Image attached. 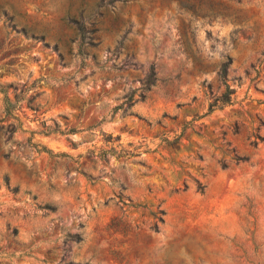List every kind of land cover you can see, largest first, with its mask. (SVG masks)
I'll use <instances>...</instances> for the list:
<instances>
[{
    "label": "rangeland",
    "instance_id": "374dc122",
    "mask_svg": "<svg viewBox=\"0 0 264 264\" xmlns=\"http://www.w3.org/2000/svg\"><path fill=\"white\" fill-rule=\"evenodd\" d=\"M0 88V264H264V0H0Z\"/></svg>",
    "mask_w": 264,
    "mask_h": 264
},
{
    "label": "trees",
    "instance_id": "16d2710c",
    "mask_svg": "<svg viewBox=\"0 0 264 264\" xmlns=\"http://www.w3.org/2000/svg\"><path fill=\"white\" fill-rule=\"evenodd\" d=\"M156 81H157V73L155 69L152 68V70L149 72L147 76L146 82L144 83L146 90L149 91L156 84ZM0 92H4L2 88H0ZM225 103H230V97L229 99H226Z\"/></svg>",
    "mask_w": 264,
    "mask_h": 264
}]
</instances>
